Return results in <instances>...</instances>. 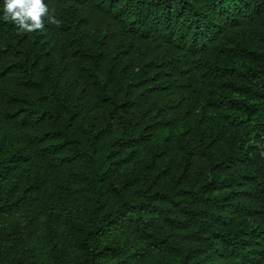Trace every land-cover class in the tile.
<instances>
[{
    "label": "trees",
    "instance_id": "obj_1",
    "mask_svg": "<svg viewBox=\"0 0 264 264\" xmlns=\"http://www.w3.org/2000/svg\"><path fill=\"white\" fill-rule=\"evenodd\" d=\"M0 0V264H264V0Z\"/></svg>",
    "mask_w": 264,
    "mask_h": 264
},
{
    "label": "clouds",
    "instance_id": "obj_2",
    "mask_svg": "<svg viewBox=\"0 0 264 264\" xmlns=\"http://www.w3.org/2000/svg\"><path fill=\"white\" fill-rule=\"evenodd\" d=\"M3 12L21 32L43 30L45 18L57 23L44 0H4Z\"/></svg>",
    "mask_w": 264,
    "mask_h": 264
}]
</instances>
